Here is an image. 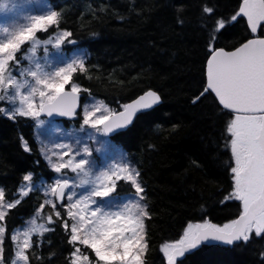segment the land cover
Listing matches in <instances>:
<instances>
[{
	"label": "snow or ice",
	"instance_id": "1",
	"mask_svg": "<svg viewBox=\"0 0 264 264\" xmlns=\"http://www.w3.org/2000/svg\"><path fill=\"white\" fill-rule=\"evenodd\" d=\"M184 3L173 0L174 24L181 29L188 14ZM25 4L34 8L21 15L20 0H0V118L33 122L47 171L36 181L34 170L26 171L11 196L0 188V264L41 260L35 249L44 240L51 244L45 234L57 229L70 246L66 264H146L148 193L137 164L112 141L141 122L160 128L164 97L148 89L118 108L97 100L80 83L92 79L86 56L66 52L78 45L62 27L63 10L55 0ZM193 8L202 55L190 102L194 107L209 102L215 126L210 146L226 182L215 193L222 197L216 204L238 202L237 214L213 223L201 205L199 220L189 221L179 238L159 251L166 264H184L207 248L225 254L253 250L254 264H264V0H235L223 11L221 0H197ZM238 25L244 35L226 43ZM57 117L73 121V127L61 128ZM177 127L172 125L173 132ZM19 147L32 151L23 135ZM32 193L40 194L41 202L23 227L9 228L10 212ZM256 244L261 247L252 249Z\"/></svg>",
	"mask_w": 264,
	"mask_h": 264
},
{
	"label": "trees",
	"instance_id": "2",
	"mask_svg": "<svg viewBox=\"0 0 264 264\" xmlns=\"http://www.w3.org/2000/svg\"><path fill=\"white\" fill-rule=\"evenodd\" d=\"M196 2L185 0L188 14L181 29L174 24L173 0H55L64 12L62 27L72 31L78 45L75 50L86 56L92 79L85 77L80 83L90 88L97 100L118 108L148 89L159 90L164 97L160 128L141 122L112 141L137 164L148 193L151 218L146 221V264H165L161 245L178 239L189 221H198L201 205L210 210L207 218L213 223L222 224L237 214L238 202L230 201L227 207L216 204L222 197L215 193L226 187V182L210 146L215 126L209 120V102L195 107L190 102L191 82L198 76L202 55L198 14L193 8ZM221 5L222 11L230 10L235 0H221ZM243 35V26L238 25L225 42L232 44ZM71 48L67 46L66 51ZM173 124L178 125L174 132ZM62 125L68 127L69 123ZM21 135L32 146L30 153L19 147ZM44 164L33 122L0 118V188L6 196L17 192L26 171L34 170L36 181L47 171ZM24 200L18 210L10 212L9 228L23 226L42 196L32 193ZM63 235L61 229L46 233L52 243L44 240L35 249L42 259L33 258L31 264H66L70 246ZM260 247L256 244L252 249ZM5 255L9 256L8 244ZM255 260L253 250L225 254L207 248L185 259L184 264H254Z\"/></svg>",
	"mask_w": 264,
	"mask_h": 264
},
{
	"label": "rangeland",
	"instance_id": "3",
	"mask_svg": "<svg viewBox=\"0 0 264 264\" xmlns=\"http://www.w3.org/2000/svg\"><path fill=\"white\" fill-rule=\"evenodd\" d=\"M20 3L21 4H24V7H23V9H22V11H21V15H23V14H26L27 12H29L30 10H32L33 8H34V6H31V5H27V4H25V0H20ZM3 20H4V14H2V13H0V22H3ZM69 55H72V56H79V55H82V53L80 52V51H76V50H74V51H66ZM83 54H84V51H83ZM60 124V126H61V128H63V129H71L72 127H73V125H74V123H70L69 124V126L67 127V126H64V125H62L61 123H59ZM77 127H78V125H76ZM59 131V130H58ZM35 133H36V130H35ZM39 144V143H38ZM39 147H40V145H39ZM121 187H125L124 185H122ZM27 221V220H26ZM26 221H25V223H26ZM25 225V224H24ZM23 225V226H24ZM23 226H21V227H23Z\"/></svg>",
	"mask_w": 264,
	"mask_h": 264
},
{
	"label": "water",
	"instance_id": "4",
	"mask_svg": "<svg viewBox=\"0 0 264 264\" xmlns=\"http://www.w3.org/2000/svg\"><path fill=\"white\" fill-rule=\"evenodd\" d=\"M83 95V94H82ZM142 95V94H141ZM57 121H64V122H73V121H67V118L57 117ZM166 264V261H165Z\"/></svg>",
	"mask_w": 264,
	"mask_h": 264
}]
</instances>
